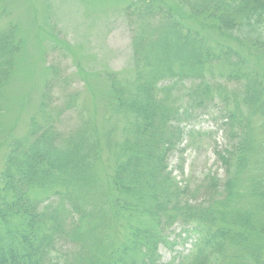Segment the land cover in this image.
<instances>
[{"label":"trees","instance_id":"1","mask_svg":"<svg viewBox=\"0 0 264 264\" xmlns=\"http://www.w3.org/2000/svg\"><path fill=\"white\" fill-rule=\"evenodd\" d=\"M178 1L216 21L214 31L264 51V0ZM123 13L135 71L125 82L106 73L112 97L102 121L85 113L78 90H65L66 51L48 48L46 57H57L48 61L38 114L11 142L0 172V264H264V80L237 50L186 26L164 0H133ZM19 28L0 9V97L13 93L5 95L25 46ZM214 67L223 81L212 78ZM76 107L78 124L62 131V114ZM214 107L227 137L215 149L224 174L211 169L179 180L183 158L173 166L171 156L184 152L187 136L204 135L187 127ZM106 152L114 161L111 184L96 168ZM39 189L50 194L33 198ZM175 225L191 246L164 262L160 248L175 242Z\"/></svg>","mask_w":264,"mask_h":264},{"label":"rangeland","instance_id":"2","mask_svg":"<svg viewBox=\"0 0 264 264\" xmlns=\"http://www.w3.org/2000/svg\"><path fill=\"white\" fill-rule=\"evenodd\" d=\"M133 0H1L0 9L8 11L9 16L18 24L19 38L23 37L21 63L15 67L14 83L5 95L0 97L2 113L0 115V172L5 155L14 138L25 135L31 119L38 114L45 83L50 77L49 59L57 57V52H49L51 46H59L66 51L65 62L71 75L68 91L78 90L82 94L85 113L94 121H102V106L112 97V88L106 75L119 74L125 82L133 78L135 66L131 45V29L124 17L123 8ZM167 7L183 23L205 33L212 43H224L237 50L250 68H254L264 80V51L258 50L251 43L239 40L228 33L214 31L216 21L207 16L191 14L178 0H164ZM196 16V17H194ZM214 26V27H213ZM216 28V27H215ZM221 32L222 34H219ZM47 58V59H46ZM64 63L62 64V67ZM215 79H225L220 69L214 67ZM107 73V74H106ZM118 78V77H117ZM81 106V105H80ZM220 107V106H219ZM210 114H201L200 120L192 122L187 130L204 131V135L193 133L187 136L181 146L183 153L176 151L171 156V164L180 163L183 158L184 174L176 170L178 179H197L203 171L217 170L223 176L224 170L217 162L215 149L222 148L227 142L226 133L220 127L218 107ZM207 113V112H205ZM81 111L79 108L62 114L64 121L59 128L69 132L78 124ZM110 153V152H109ZM109 153L97 163L98 177L111 184L114 161L109 160ZM1 183V182H0ZM52 193V191H51ZM49 190L39 189L32 192L33 198L43 200ZM125 229L113 238L115 246L125 240ZM185 231L175 225L170 233L174 243L161 245L160 253L164 262H170L178 252L185 253L191 246V239L186 240ZM185 239V240H184ZM264 245V235L259 236Z\"/></svg>","mask_w":264,"mask_h":264}]
</instances>
